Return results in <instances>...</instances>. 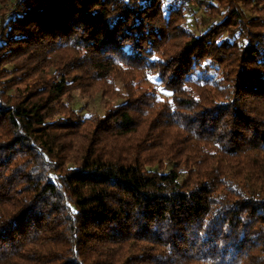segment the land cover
I'll return each instance as SVG.
<instances>
[{
  "label": "trees",
  "instance_id": "1",
  "mask_svg": "<svg viewBox=\"0 0 264 264\" xmlns=\"http://www.w3.org/2000/svg\"><path fill=\"white\" fill-rule=\"evenodd\" d=\"M11 1L0 264H264V0Z\"/></svg>",
  "mask_w": 264,
  "mask_h": 264
},
{
  "label": "rangeland",
  "instance_id": "2",
  "mask_svg": "<svg viewBox=\"0 0 264 264\" xmlns=\"http://www.w3.org/2000/svg\"><path fill=\"white\" fill-rule=\"evenodd\" d=\"M167 2H172L173 0H165ZM204 0H190L189 2V10L185 13V21L186 26L191 30L195 31L197 34L206 30V27L199 23L200 18L204 16L203 11L200 7H197L198 2ZM16 0H12L11 4L9 5L8 11L6 16L11 13L13 9H15ZM116 88L120 93L123 91L122 85L116 82ZM135 85L137 87L145 88L148 90H155L159 94L160 99L168 100L169 93L164 92L159 85V82L156 78L148 75L147 78H139L136 79ZM74 102H73V110L77 116V118H84L91 114H99L101 115L105 111V103L106 100L101 98L100 93H96L93 97H87L79 94L78 91H74L73 93ZM117 103V102H115Z\"/></svg>",
  "mask_w": 264,
  "mask_h": 264
},
{
  "label": "built area",
  "instance_id": "3",
  "mask_svg": "<svg viewBox=\"0 0 264 264\" xmlns=\"http://www.w3.org/2000/svg\"><path fill=\"white\" fill-rule=\"evenodd\" d=\"M14 11H15V10L13 9L9 15H10V16H12V15H13V13H14Z\"/></svg>",
  "mask_w": 264,
  "mask_h": 264
},
{
  "label": "snow or ice",
  "instance_id": "4",
  "mask_svg": "<svg viewBox=\"0 0 264 264\" xmlns=\"http://www.w3.org/2000/svg\"><path fill=\"white\" fill-rule=\"evenodd\" d=\"M169 95H171V93H169Z\"/></svg>",
  "mask_w": 264,
  "mask_h": 264
}]
</instances>
